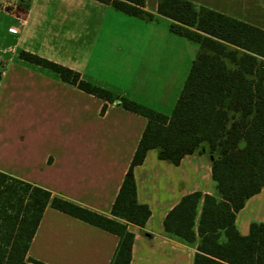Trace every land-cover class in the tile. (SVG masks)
<instances>
[{
  "label": "crops",
  "instance_id": "obj_1",
  "mask_svg": "<svg viewBox=\"0 0 264 264\" xmlns=\"http://www.w3.org/2000/svg\"><path fill=\"white\" fill-rule=\"evenodd\" d=\"M264 30V0H188ZM152 21L97 0H0V172L114 218L112 208L148 120L26 62V51L68 67L84 81L171 116L201 47L170 31L158 0ZM13 29V30H12ZM107 105L106 112L102 108ZM138 201L151 210L134 234L131 264H194L197 246L169 236L164 221L183 197L214 195L212 160L179 165L150 150L134 168ZM264 223V190L236 217L242 235ZM119 237L48 206L28 255L45 264H111Z\"/></svg>",
  "mask_w": 264,
  "mask_h": 264
},
{
  "label": "trees",
  "instance_id": "obj_2",
  "mask_svg": "<svg viewBox=\"0 0 264 264\" xmlns=\"http://www.w3.org/2000/svg\"><path fill=\"white\" fill-rule=\"evenodd\" d=\"M129 16L152 21L146 0H97ZM170 31L200 45L171 116L84 81L81 74L38 55L20 58L60 75L78 89L144 116L147 127L112 208L114 218L78 206L39 186L0 172V264H45L28 255L48 206L119 237L111 264H131L134 234L151 215L138 201L134 168L150 150L179 165L187 155L212 160L214 195L182 198L164 221L166 233L197 246L194 264H264V223L248 235L236 226L247 201L264 190V30L188 0H158ZM3 68L0 65V81ZM107 105L102 108L106 112Z\"/></svg>",
  "mask_w": 264,
  "mask_h": 264
},
{
  "label": "built area",
  "instance_id": "obj_3",
  "mask_svg": "<svg viewBox=\"0 0 264 264\" xmlns=\"http://www.w3.org/2000/svg\"><path fill=\"white\" fill-rule=\"evenodd\" d=\"M13 30V29H12Z\"/></svg>",
  "mask_w": 264,
  "mask_h": 264
}]
</instances>
